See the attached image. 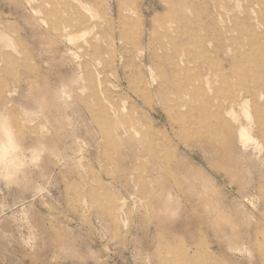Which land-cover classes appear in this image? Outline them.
Instances as JSON below:
<instances>
[{
	"label": "rangeland",
	"instance_id": "obj_1",
	"mask_svg": "<svg viewBox=\"0 0 264 264\" xmlns=\"http://www.w3.org/2000/svg\"><path fill=\"white\" fill-rule=\"evenodd\" d=\"M0 112L52 153L0 184V264H264L250 0H0Z\"/></svg>",
	"mask_w": 264,
	"mask_h": 264
},
{
	"label": "clouds",
	"instance_id": "obj_2",
	"mask_svg": "<svg viewBox=\"0 0 264 264\" xmlns=\"http://www.w3.org/2000/svg\"><path fill=\"white\" fill-rule=\"evenodd\" d=\"M26 123L38 114L25 112ZM52 155L43 142L28 144L16 127L11 115L0 112V184L18 186L31 174L38 173L46 158Z\"/></svg>",
	"mask_w": 264,
	"mask_h": 264
},
{
	"label": "bare ground",
	"instance_id": "obj_3",
	"mask_svg": "<svg viewBox=\"0 0 264 264\" xmlns=\"http://www.w3.org/2000/svg\"><path fill=\"white\" fill-rule=\"evenodd\" d=\"M252 2V6L254 7H259L260 11H264V0H250ZM244 6V5H243ZM245 7V6H244ZM258 14V13H257ZM83 19V18H82ZM257 19L259 21V16H257ZM80 20V19H79ZM81 21V20H80ZM261 21V20H260ZM86 22V21H85ZM215 39V38H214ZM251 41L252 42H258L259 41V37L257 35H255L254 33L251 35ZM217 54V53H216ZM219 54H217L218 56ZM236 76V75H235ZM163 86L162 85H158V88L161 89ZM222 102V101H221Z\"/></svg>",
	"mask_w": 264,
	"mask_h": 264
}]
</instances>
